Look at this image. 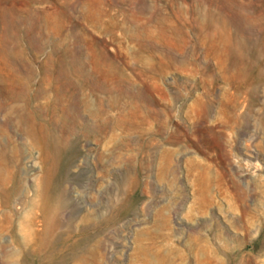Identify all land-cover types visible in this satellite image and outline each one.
I'll list each match as a JSON object with an SVG mask.
<instances>
[{
  "label": "rangeland",
  "instance_id": "1",
  "mask_svg": "<svg viewBox=\"0 0 264 264\" xmlns=\"http://www.w3.org/2000/svg\"><path fill=\"white\" fill-rule=\"evenodd\" d=\"M0 264H264V0H0Z\"/></svg>",
  "mask_w": 264,
  "mask_h": 264
},
{
  "label": "bare ground",
  "instance_id": "2",
  "mask_svg": "<svg viewBox=\"0 0 264 264\" xmlns=\"http://www.w3.org/2000/svg\"><path fill=\"white\" fill-rule=\"evenodd\" d=\"M70 85V84H69ZM70 87H74L72 84L70 85ZM39 89V88H38ZM77 89H79V87L77 86V87H75V90H77ZM73 90V89H72ZM19 91H20V89H19ZM22 91H24V90H22ZM14 92H16L15 90H14ZM27 92V91H26ZM32 92V91H31ZM76 92V91H75ZM77 94V93H76ZM77 96V95H76ZM6 97H8V98H25V94L23 93V92H19L18 94L16 93L15 95L12 93V95H8L7 94V96ZM75 100V99H74ZM57 101L60 103V104H62L63 102H62V99H61V97L60 96H57ZM35 113V112H34ZM31 114L30 116H28V117H22V119H27V120H30V119H34V117H35V115L36 114ZM32 121V120H31Z\"/></svg>",
  "mask_w": 264,
  "mask_h": 264
}]
</instances>
